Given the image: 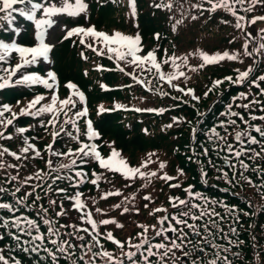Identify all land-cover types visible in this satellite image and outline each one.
<instances>
[{"label": "trees", "instance_id": "16d2710c", "mask_svg": "<svg viewBox=\"0 0 264 264\" xmlns=\"http://www.w3.org/2000/svg\"><path fill=\"white\" fill-rule=\"evenodd\" d=\"M160 2L161 0H136L135 16L132 15L127 0H114V4L108 0L106 4L97 6L96 2H93V20L98 26L110 30L117 29L132 34L138 32L144 39L150 40L153 48H157L159 60L165 58L166 54H175L180 57L187 55L189 65L196 67L202 63V59L198 55L199 51L210 55L216 52L222 53L225 50L230 53H239V58L235 61H220L203 68L198 67L196 71L181 68L188 78L181 77L173 83L184 86L193 85L199 101H192L188 95L159 81L155 72L144 75L146 81L151 80L152 82L148 86L152 89L150 92L144 91L138 84L125 89L105 91L100 86V82L103 81L111 86L115 83H126L128 78L112 71L97 72L93 70L90 62L91 56L82 61L76 53V46H71L69 42L62 43L54 51V56L62 80L73 78L88 93L91 115L99 131L97 141L103 154H110L111 149L114 148L121 153L130 166H140L142 161L147 159V154L155 153L152 160L156 163L150 164L147 169L143 170H158L159 162L163 161L166 163L164 171L177 177L176 180L167 183L158 177H153L151 183L141 178L126 180L120 173L102 169L95 160H89L83 166L88 173V178L79 191L83 193L81 200L87 207L77 211L72 207L73 201L66 199V196L76 193L72 179H60L53 183V178L57 175L75 176V171H78L80 167L76 164L72 169H59V171H52L47 167L46 161L49 159L53 161L54 168L60 164H70L72 159V157L56 156L49 158L41 151L43 143L50 139V128H45L40 123L41 119L32 116L19 117L7 129L0 126V131H3L6 136L13 137L9 140L0 139V146L7 147L22 157L21 160H16L9 154L0 157V162L5 164L4 168H0V187L6 190L0 193V203L13 204L17 209L15 213L0 209V218L9 219L10 223L15 217H20L22 221L25 218L35 220L40 233L45 237L43 247L52 249L53 252H56V247L49 242L50 239L60 240L63 238L74 245L66 253L56 252V264H84L80 257L85 254L86 249L81 246L92 243L90 235L83 231L76 232V229L64 226L75 224L79 228H89L91 231V226L79 218L86 209L90 208L93 218L97 221L98 231L104 234L99 236L104 249L123 259L120 256L121 250L111 241L105 239L106 233L111 231L122 242L132 237L133 243H139L140 238L136 234L142 229L137 227L138 224L151 226L157 224L159 217L177 213L178 210L172 208L169 203L171 196L191 199L193 203L200 204L205 209L213 208L223 219L214 217L217 219L219 228L222 229V231L213 229L215 236L210 238L213 243L218 245L217 249L202 244L200 238L190 234V239L198 246L204 247L206 253L193 252V245L187 244L184 251L189 255L184 256L180 250H174L175 257L170 254L167 258L168 264H173V260H175V264H181V261L192 264L193 260H197L199 264L200 260L206 261L213 258V252L222 248L229 249L221 254L226 255L231 264H264V152H261V148L264 147V138L253 131L251 134L255 135L261 143L241 145L234 139L236 132L251 130L247 129V125L238 117L225 115L231 107L232 111L241 113L250 124L264 127V121L250 120L251 115H264V111L260 110L264 107V95H261L260 90L251 84L254 77L264 75V49H261L259 54L253 52L254 48H259V45L264 43V40L261 39L264 33L253 31L249 24V20L254 15L264 11V5L257 4L251 12L244 11V8L249 7L248 4L236 6L238 15H243L246 18L242 22L244 25L242 30L235 28V17L229 13L223 10L209 12L207 9L210 8V5L206 0H163L164 3H173L171 10L154 7L156 3ZM197 3L203 4V9L191 7L192 4ZM192 16L198 18L193 20ZM177 20L182 23L176 24ZM225 20L229 23H224ZM173 25L176 27L175 31H173ZM154 32H158L159 39L154 38ZM246 33H252L255 37L248 44V51L253 52L252 56L244 55L243 45L247 39ZM92 61L95 62L94 57ZM177 63H181V61L178 60ZM3 66L5 67V64ZM249 66L253 71L243 83L224 81L208 95H205L212 88L213 81L223 80L225 76H232L235 79L238 75L237 69L243 71ZM83 69H85L84 72ZM173 70L170 64H163V71L171 72ZM260 86L264 88V82H260ZM39 90V87L34 85H20L0 90V104L7 103L12 106L14 112H19L20 108L25 107ZM160 91L167 92L168 95L161 96ZM241 93L247 94L248 99L239 98ZM173 97H177V99H173ZM252 99H257L261 103L252 105L247 110L239 107ZM117 103L153 107L165 109V111L162 114L107 111L98 114L99 106L103 105L104 108H108ZM5 116L10 118L11 113H5ZM173 117L177 118L176 122H173ZM229 119H236L237 124L227 126L228 131L225 133L224 128L220 125L222 121ZM168 124H172V127H166ZM17 127H24L28 131L22 135L18 134L16 133ZM212 129H216L222 136H226V142L232 144L234 149L238 150L243 146L245 149L250 148L255 152H261V155L249 159L252 152H246L239 159H242L249 167L242 168L239 160L225 150V141L212 135ZM66 131L76 135L70 127ZM79 136L80 140L84 139L83 128ZM25 140L28 144L35 145L41 154L40 157H35L31 150L27 154L20 152L22 147L27 146L24 143ZM55 141L61 145L62 149L71 147L75 150L78 146V143L64 132H61ZM25 156L28 158L25 159ZM225 157L230 159L226 162ZM233 163L236 165L235 168L231 167ZM8 165H17L18 167H8ZM221 169L223 171H220ZM178 170H183V175H180ZM37 171H41L43 179L30 180L14 197L12 193L15 188L20 186L26 177L34 176ZM93 172L102 176L98 186L90 182L95 178L92 176ZM224 172L228 174L227 179L223 176ZM12 176H17V180L11 181ZM249 180H251V184L248 183ZM169 183H179L181 186L170 188ZM145 184L147 186L143 187ZM49 186H51V190H49ZM33 188H35V192L32 196L27 197L24 203L16 204L18 198L24 197L25 193L32 191ZM59 188H66L67 193L57 192L56 189ZM188 188L203 199L195 196L188 197L185 192V189ZM117 189L123 193L122 196L101 199L104 192ZM147 194H151L152 201L143 199V196ZM37 195L41 197L39 200L35 199ZM133 195H135V199L130 203L125 201V204L130 208H139L138 213L133 210L121 215L122 209L112 207L123 201L125 196L131 198ZM50 200H56L57 204L49 203ZM145 204H148V208L144 207ZM41 206L48 209L47 213L42 211ZM97 207L103 212H96ZM156 207L166 208L168 212L149 215L150 210ZM181 210H183V206H181ZM59 211H66V215H56ZM45 218L51 221L50 225L43 223ZM106 218H115L124 227L117 228L112 224L102 225L99 223ZM189 222L192 223V221ZM195 223L202 224L203 221ZM0 224H2V219H0ZM49 227L57 229L59 236L49 237L47 233ZM233 228L235 232L231 231ZM185 231L188 230L185 229ZM70 233L71 235H69ZM33 234H37L35 230H33ZM14 235L20 236V242L13 238ZM77 235L83 236L84 240H77ZM148 235H153L151 229ZM168 235L174 238L175 234L169 233ZM202 235L207 236V233L202 232ZM29 240L30 237L18 232L14 227L0 226V250L7 258L10 260L14 258L15 261H19V264H53L48 253L43 251V247L39 252H25L23 250L25 247L32 246L24 243ZM160 241V237L153 239V243ZM99 250L93 247V251ZM124 250L129 249L126 246ZM88 256H91V253H88ZM153 260L155 262V258ZM96 264H106V261L97 257ZM125 264H129V262L125 260Z\"/></svg>", "mask_w": 264, "mask_h": 264}, {"label": "snow or ice", "instance_id": "6c2138e0", "mask_svg": "<svg viewBox=\"0 0 264 264\" xmlns=\"http://www.w3.org/2000/svg\"><path fill=\"white\" fill-rule=\"evenodd\" d=\"M207 4L210 5V8L207 9L209 12H216L217 10H223L224 12L229 13L232 17H235V28L243 30V23L245 21V16L238 15L236 6L240 5L243 6L248 4L249 7L244 8L245 12H251L252 9L257 4L264 5V0H206ZM15 5H22L23 7H14ZM129 7L131 9L132 15L135 16L136 14V0H129ZM156 8L160 9H167L171 10L173 8V3H164L161 0L160 3H156L154 5ZM182 7V5H181ZM191 7L197 9H203V4H192ZM88 9V4L85 0H0V13H4L3 16H0V20L6 21L8 25V29L16 36L21 35V29L19 25L13 27V13H18L20 17L25 18L27 21H30L34 24V42L31 46H25L17 42L16 39L9 38V41L6 42L5 39H0V90L15 87V86H32L36 84H43L45 88L51 91V95L49 98H46L43 94L35 95L25 107H21L19 112H14L12 110V106L9 104H0V126L4 129H7L8 126L12 125L14 121L18 120L19 117L22 116H32V117H40L44 114H50L51 119L47 121H41V125L45 128L48 125H51L53 128L59 126V131H53L51 133L53 140L60 136L61 132H64L68 137L78 143V147L73 150L69 148L66 152L63 151H56L53 149L52 145H47V150L51 153L52 156L56 157H72L70 164H60L58 167H53V161L51 159L46 161L47 167L52 171H59V169H72L77 164L79 160L82 163H88L89 160H95L98 162L99 167L105 169L107 171H114L120 173L124 179L126 180H134L136 178L145 179L148 183H151L153 177H158L160 180L165 181L166 183L169 181L176 180L177 177L169 175L167 172L164 171L166 168V163L160 161L158 164V170L152 171H144L143 169H147L148 166L152 163H156V161L152 160V157L155 156V153L147 154V159L142 161L140 166H130L129 163L125 158L122 157L121 153L116 149L112 148L108 157H102L100 151H98V146L95 143H87L80 140V128L77 124V120L81 117H86L88 115L87 108L78 109L72 112V109H76L77 100L73 97H78V101L83 103L85 100V96L82 92L78 90L72 91L70 95L65 99H60L58 96V92L56 90V81L57 76L52 71H47L46 75H39L36 73H28L26 71H22V69H27L28 66L35 65L39 61H47L49 58V53L54 48V44L46 42V37L50 36L52 32L55 31L57 27H61V20L58 19L62 16H67L69 18H75L80 16L81 14L85 13ZM193 20H196L197 16L191 17ZM257 21H264V15L255 16L249 20L250 24H255ZM224 23H229V21L225 20ZM182 21L177 20L176 24H180ZM2 27V26H0ZM176 30L175 25H173V31ZM61 31L63 32L62 39L68 40L74 36L79 37V43L84 45V47L90 49L94 52L97 56H103L107 54V58L109 60H113L116 64L117 70L124 73L125 75L131 77L136 84L148 87L151 85V80H145L141 77L144 73H152L155 70V76L158 78L159 81L166 82L169 86L176 88L179 92L183 93L184 95L191 96L193 100H198L199 97L195 95V92L192 88H184L180 87L173 82L179 80L181 77L187 79L185 71H182L181 68H188L189 71H196L197 68H203L209 64H216L220 61L230 60L235 61L239 58V53H230L229 51L225 50L224 52H216L215 54H208L204 51H199L198 55L202 59V63L199 66L193 67L188 63V56L185 55L183 57L173 55H167L161 61H158L157 55L155 51H148L146 54L141 55L140 53L143 52L141 47V37L137 34L135 36L125 35L119 31L114 32L113 34H108L103 31H98L94 26L83 27V26H75L72 28H67L66 26L61 27ZM261 33H264V29L260 30ZM246 41L243 45L244 55L252 56L253 52L257 54L260 53L261 49H264V43L259 45V48H254L253 52L248 51V44L251 40L255 39L252 33H246ZM91 38L92 43H88L87 39ZM156 38L159 39V34H156ZM261 39L264 40V35L261 36ZM15 54V56H14ZM82 58L87 59L83 52L80 53ZM18 56L19 62L15 63V65H11L10 60L15 59ZM181 61V63H177V61ZM123 64L133 67L132 72H128L125 67L121 66ZM4 64H8L7 67H4ZM162 64L168 65L170 64L171 67L174 69L171 72H165L162 70ZM101 65H97V70H102ZM136 69H139L140 75H137ZM238 75L235 79L232 76H225L223 80L217 79L212 82V88L205 93L208 95L214 88L220 86L224 81H229L231 83H243L245 80L248 79L250 74L252 73L253 69L249 66L246 70H236ZM15 78V79H14ZM260 82H264V75H258L251 80V84L260 90V94L264 95V88H261ZM66 87L70 90H75L76 85L68 82ZM101 87L107 90L105 85H101ZM122 87H131V85H125ZM151 91L152 89L149 87L148 89ZM157 91H159L157 89ZM159 94L161 96L168 95L167 92L160 91ZM241 99H248L247 94L241 93ZM173 99H177V97H173ZM48 102H44V101ZM44 102V103H42ZM19 103V102H17ZM261 102L257 99H252L248 103L243 105H239L244 109H250L252 105L260 104ZM128 110L125 105L123 104H115L112 109H106L103 105L99 106L98 114L104 113L106 111H114V110ZM136 112L147 111V112H156L158 114H162L165 109H156V108H134L132 109ZM264 111V107L260 109ZM69 112H72V115H69ZM5 113H11V117L8 118L5 116ZM63 115L64 119L63 122H60V117ZM228 115L230 117H238L240 121H242L245 125H247V129L245 131H238L235 134L234 139L239 142L241 145L248 144V145H256L260 144L261 141L257 139L255 135L251 133L254 131L260 137L264 138V127H260L257 125L250 124L248 120H245L244 116L236 111H232L231 107L229 108ZM177 118L173 117V122H176ZM251 121H264V115L250 116ZM237 124L236 119H229L227 121L221 122V127L224 128L225 133L228 131L229 125L235 126ZM65 125H71L75 132L77 133L74 135L70 131H66ZM166 127H172V124L166 125ZM28 129L24 127H17L16 133L23 134ZM145 131H147L145 129ZM84 135L87 137L89 141L95 140L99 138V134L93 128V123L89 119L86 122V131ZM212 135L221 141H225V150L232 154V156L239 160V164L242 168L247 169L249 166L246 164L242 159H239L246 152H252V155L249 156V159H253L255 157H259L261 152H264V147L261 148V152H255L253 150L245 149L241 146L238 150L233 148L232 144L227 143V137L222 136L216 129H212ZM11 135H5L3 131H0V139H12ZM246 138V139H245ZM27 144L26 147H22L20 149L21 153H29L30 150L34 152L35 157H40L39 150L36 149L34 144H28L27 140L24 141ZM206 152V150H205ZM5 154H9L14 157L16 160H21V155H19L15 151H10L7 147L0 146V157L4 156ZM25 159L28 157L25 156ZM87 158V159H86ZM229 157H225L226 162L229 160ZM5 164L0 162V168H4ZM8 167L16 168L17 165H8ZM231 167L235 168L236 165L233 163ZM220 171H223L222 169ZM180 175H183V170H178ZM242 175V174H241ZM92 176L95 177L91 179V184L98 186V182L102 179L100 174L95 172L92 173ZM225 179H227V172L223 173ZM75 177H79V183H83L85 179V174L82 171H75ZM17 176H12L11 181L17 180ZM43 179L41 171H37L34 176L26 177L20 186L15 188V191L12 195L15 197L16 193L21 191V188L24 184H27L32 179ZM60 179H69L71 180L72 177H62L57 175L53 178V183L56 180ZM231 182V181H229ZM251 184V180L248 181ZM39 186V185H37ZM74 187L76 185H73ZM131 186V185H127ZM147 185H143L146 187ZM170 188H179L181 185L179 183H169L168 185ZM49 190H51V186H49ZM6 190L0 187V193L5 192ZM57 192L60 193H67L66 188H59L56 189ZM35 192V188L32 189L30 192H26L24 197L18 198L16 200V204L24 203V200L27 197H30ZM188 197H199V194H194L190 188L185 189ZM123 193L117 189L115 191H106L102 194L101 199H107L108 197L112 196H122ZM83 196L82 192H77L75 195L66 196V199L73 201L72 207L75 208L77 211H81L85 209L87 206L81 200ZM41 197L36 196L35 199L39 200ZM135 199V195L131 198L125 196L124 200L120 203L113 205L114 209H122L121 215L125 213H129L131 211L139 212V208H130L126 206L125 201L131 202ZM145 201H152L151 194H147L143 196ZM207 202V201H205ZM49 203L55 205L57 204L56 200H50ZM169 203L171 204L172 208L177 209L176 214H166L157 219V224L154 225H145V224H138L137 227L142 229L141 232L137 233V237L140 238L139 243H133L132 237L127 238L125 241H120L117 239L111 231H108L105 235V239L111 241L115 244L120 250V256L123 259L114 256V254L108 250L104 249L103 244L100 243L99 236L104 235L100 233L97 228V221L93 218L92 213L90 211H84L83 214L79 217L82 221H86L88 225L91 226V231L89 228H79L75 224L65 225L64 227H71L76 229V232L83 231L88 233L91 237L92 243L82 245L81 247L86 249V252L80 259L84 262V264H96V258L100 257L106 261V264H125V260L129 262V264H168L167 258L171 254L175 257L174 250H180L184 256H188L189 253L184 251V248L187 244L193 245V252L199 251L201 254L206 253V249L202 246H198L194 241L190 239V234L194 235L201 239L202 244H207L212 249H217L218 245L212 242L211 237L215 236V232L213 229H222L219 228V224L217 219L214 217L219 218L220 220L223 217L220 216L213 208L205 209L200 204L193 203L191 199L186 200L182 199L178 196H171L169 197ZM181 206H183V210H181ZM60 207H63L60 205ZM145 208H148V204L144 205ZM42 211L47 213L48 209L43 208L41 206ZM0 209L7 210L9 213H15L17 211L16 207L10 203H0ZM195 210V211H194ZM96 212L100 213L103 212L102 209L96 208ZM164 212L167 213L168 209L156 207L150 210L149 215H155L156 213ZM58 216L66 215V211H59L56 213ZM207 217V219H205ZM2 219V224L0 226L3 227H14L17 229L18 232H21L28 237H30L29 241H25L26 244H31L32 246L25 247L23 250L25 252H39L43 247L45 237L43 234L40 233L39 226L35 220L25 218L23 221L20 217H15L11 220L9 219ZM189 221H192L190 223ZM196 221H203L202 224L195 223ZM43 223L45 225H50L51 221L47 218L43 219ZM102 225H115L117 228H123L124 225L119 223L115 218H106L99 221ZM152 230L153 235L149 236L148 233ZM187 229L188 231H185ZM33 230L35 233L33 234ZM202 230V231H201ZM232 232H235V229H231ZM203 233H207V236H203ZM47 233L49 237H56L59 236V231L52 227L47 229ZM169 233L175 234L173 236L168 235ZM71 235V233L69 234ZM155 237H160L161 241L153 243V239ZM18 242H20V236L14 235L13 237ZM77 240H84L83 236L77 235ZM39 242V243H37ZM52 245L56 247V252L59 253H66L68 252L69 248L74 247L68 240L61 238L60 240L57 239H50L49 241ZM231 243V241H229ZM129 250L125 251V247ZM93 247L100 249L99 251H93ZM134 249V250H133ZM43 251L47 252L48 255L51 257L53 264L57 262L56 252H53L52 249L47 247H43ZM229 251L228 248H222L218 251L213 252V258L208 260H200L199 264H231V261L226 255H222V252ZM88 253H91V256H88ZM87 257V259H85ZM155 258V262L153 260ZM0 264H19V261H15L14 258L10 260L7 258L2 250H0ZM173 264H175V260H173ZM181 264H186L185 261H181ZM192 264H198L197 260H193Z\"/></svg>", "mask_w": 264, "mask_h": 264}, {"label": "rangeland", "instance_id": "374dc122", "mask_svg": "<svg viewBox=\"0 0 264 264\" xmlns=\"http://www.w3.org/2000/svg\"><path fill=\"white\" fill-rule=\"evenodd\" d=\"M13 17H15L13 15ZM76 18V17H75ZM73 18V20L75 19ZM58 19L61 20L62 24H61V27H64L66 26L67 28H72L71 27V24H72V21L70 20L69 17L67 16H62V17H59ZM61 27H57L55 29L54 32L51 33L50 36L46 37V41L49 42V43H52L54 44V46H57L59 41H61L62 39V36H63V32L61 31ZM141 55L144 54V52L140 53ZM44 65L47 67V68H50L53 66V61L52 59L49 57L47 61H43ZM54 150L58 151L57 148H53Z\"/></svg>", "mask_w": 264, "mask_h": 264}]
</instances>
